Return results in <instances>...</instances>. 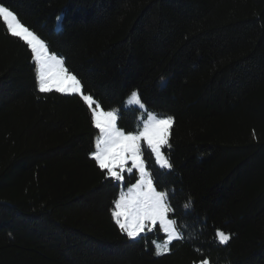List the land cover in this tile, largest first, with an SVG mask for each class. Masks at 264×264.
I'll return each instance as SVG.
<instances>
[{
  "label": "trees",
  "instance_id": "1",
  "mask_svg": "<svg viewBox=\"0 0 264 264\" xmlns=\"http://www.w3.org/2000/svg\"><path fill=\"white\" fill-rule=\"evenodd\" d=\"M0 4L125 133L142 114L174 117L172 168L141 150L183 235L157 255L159 224L135 240L119 230L122 185L91 158V110L78 94L39 92L30 48L0 19V264H264V0ZM133 92L147 113L126 105ZM138 180L125 172L123 189Z\"/></svg>",
  "mask_w": 264,
  "mask_h": 264
},
{
  "label": "snow or ice",
  "instance_id": "2",
  "mask_svg": "<svg viewBox=\"0 0 264 264\" xmlns=\"http://www.w3.org/2000/svg\"><path fill=\"white\" fill-rule=\"evenodd\" d=\"M0 19L6 24L10 35L18 37L30 48L36 65L39 92L78 94L87 104L91 110L93 125L99 130L91 158L101 170H105L106 178L123 182L125 172L131 173L133 168L138 171V182L127 192L121 191L119 198L114 201L115 210L112 211V217L119 230L129 239L135 240L145 229L152 230L159 224L167 234L168 240L163 245L156 244V254L162 255L170 251L168 244L175 239H182L183 235L177 228L176 220L169 219V213L174 209L168 202V193L157 191L154 187L152 175L146 169L143 159L141 142H146L160 168L171 169L172 164L162 149L165 146L170 147L169 138L174 117H158L149 113L142 130L125 133L117 127V110L106 111L92 95L84 94L81 80L65 66L64 58L50 52L47 43L23 24L9 7L2 4ZM129 103L143 108L137 92L131 94ZM129 162L131 167H128ZM185 207H190V202L186 203ZM217 237L221 244H227L231 239V235L223 231H219ZM201 264L209 262L205 259Z\"/></svg>",
  "mask_w": 264,
  "mask_h": 264
},
{
  "label": "rangeland",
  "instance_id": "3",
  "mask_svg": "<svg viewBox=\"0 0 264 264\" xmlns=\"http://www.w3.org/2000/svg\"><path fill=\"white\" fill-rule=\"evenodd\" d=\"M64 94V93H63ZM129 100H130V98L127 100V106H134V107H138V108H140L143 112H145V113H147L146 112V109H145V107L143 106V108H141V107H139L138 105H136V104H134V103H129ZM95 106V105H94ZM148 115H149V113L147 114V116H145L144 117V114H142L141 115V118H142V121H143V123H145L147 120H148ZM157 116V115H156ZM159 117V116H158ZM141 144H142V142H141ZM162 151H163V149H162ZM128 167H131V162H129V164H128ZM132 170H136V169H132ZM137 171V170H136ZM138 172V171H137ZM123 182H124V180H123ZM123 182H120L121 183V185H122V190L121 191H124V192H127L128 191V189L130 188V187H132V186H130L128 189H123ZM155 187V186H154ZM148 229H145V231L142 233V234H144L146 231H147ZM163 231V230H162ZM141 234V235H142ZM165 235H166V238H165V240H164V242H160V243H156V244H161V245H163V244H165V243H167V240H168V236H167V234L166 233H164ZM176 240V239H175ZM174 241V240H173ZM172 241V242H173ZM171 242V243H172ZM170 246V244H168V247Z\"/></svg>",
  "mask_w": 264,
  "mask_h": 264
}]
</instances>
